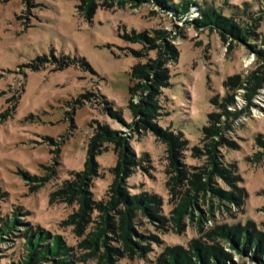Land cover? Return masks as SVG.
Returning <instances> with one entry per match:
<instances>
[{
  "label": "rangeland",
  "instance_id": "1",
  "mask_svg": "<svg viewBox=\"0 0 264 264\" xmlns=\"http://www.w3.org/2000/svg\"><path fill=\"white\" fill-rule=\"evenodd\" d=\"M89 1L0 0V229L15 214L21 223L2 234L0 264H24L39 230L71 249V264H157L198 238L226 264H264L255 249L241 255L208 236L247 222L264 236V0H96L87 12ZM209 5L236 18L233 29L200 25ZM136 67L150 75L135 76ZM204 126L223 134L209 137ZM141 193L160 198L137 207L131 251L121 216ZM104 217L113 228L94 254L90 233Z\"/></svg>",
  "mask_w": 264,
  "mask_h": 264
},
{
  "label": "trees",
  "instance_id": "2",
  "mask_svg": "<svg viewBox=\"0 0 264 264\" xmlns=\"http://www.w3.org/2000/svg\"><path fill=\"white\" fill-rule=\"evenodd\" d=\"M96 0H91L87 3V12H90L92 9V5ZM143 1V0H139ZM190 3H193L192 1H187L186 4L176 5V8L183 7L187 8ZM203 13L206 12V9H202ZM209 15L207 16L204 21L200 22V25H207V23H216L220 24L221 22L226 25L227 27H230L233 29L234 24L232 23L233 20L236 18H231V20L226 21V14L225 12L220 18V14L215 13V9L212 5L208 6ZM212 13V14H210ZM228 16V14H226ZM236 36L240 35V32L236 30L235 32ZM148 67L139 68L136 67L135 70V76H141V77H147L150 75L147 72ZM236 77L233 78H227V80L224 82L225 86L229 85V82L231 80H235ZM144 88H148L147 86H144ZM211 104L219 105V97L215 96L211 99ZM146 108L148 111H151L149 108V105ZM136 111L139 113L141 110V107L136 106ZM219 115L217 114H208V121H216L218 120ZM158 133L164 134L165 137L172 139L173 138V132L174 130L169 127L166 128L164 133L163 128L164 127H154ZM207 134L209 137L213 136V134L222 135L223 132L221 129L216 128L215 126H212L211 128H208L204 126L203 133ZM182 135V134H181ZM180 135V133H177L174 139H176L179 142L180 138H183ZM115 138V137H113ZM209 140L208 137L203 136L202 142L207 144V147L213 148L212 150H209V153H214V141H211L210 143H207L206 141ZM124 141V140H123ZM187 141L183 140L182 143L179 142V144L185 149L187 146ZM194 151H197L198 148H194ZM260 155V154H257ZM259 157V156H256ZM259 158H257L258 160ZM212 164L214 166V170L219 171L221 174H226L221 167L218 166L217 161L215 159V156H212ZM214 172L211 171L207 175L213 174ZM210 181V179H209ZM65 184H67V181H65ZM200 190H207L208 187H210V183H204L200 185ZM67 190L70 191L71 188L67 187ZM215 193H217L221 198H232V195L230 193L224 194L220 192V190H213ZM134 202H131L130 207L127 209V211L122 213L121 216V231L122 235L121 238L125 242V248L129 249L131 251H134L133 249V242H132V235L131 232L134 233V227H133V218L136 217V210L137 207L142 205L145 209L146 206H149L153 201L156 200V198H160L159 196L154 197H146L144 193H141L139 197H133ZM157 199V200H158ZM86 200V198H84ZM191 204V201H188L186 199L183 200L181 204H179L178 209H176L177 216L174 217L172 220H174L176 227L181 228L182 226V218L185 217L187 213H189V205ZM112 205V203L109 204V206ZM157 207L153 208L152 210L154 213H157ZM84 211V208L82 209ZM148 211V210H147ZM72 218V217H71ZM103 228H97L94 232L90 233L91 236V242L92 246H94V254L98 251L99 246L101 242L103 241L104 246L107 244V242L104 239V236H106V233H108V230H111L113 228L112 220L108 217L103 218ZM158 220H161L163 224L167 222L166 217H158ZM20 220L18 218V215L15 214L12 219L7 221L5 223V226L3 227V230L0 229V238H2V234L5 233L7 236L12 232L13 229L19 226ZM252 224L246 223V225L243 227L240 224L236 225H226V226H218L217 229L213 230L211 233L208 234V236L216 235L219 236V238H222L224 240H228L232 243L233 249L238 251L239 254H248L249 252L252 253V250H254L255 255L261 253V256L264 254V236L261 234V232H255L253 231ZM3 239V238H2ZM49 241V244L42 245V242ZM27 250L29 254L26 256V261H24V264H29L30 261L36 262L39 259L46 258L48 256L50 257H59L57 261H55L56 264H71L70 259L72 257L71 249L64 246L62 240L58 236L51 237L48 232L44 231H38L37 233H33L32 236L29 238L28 243L26 244ZM40 247H42L41 250ZM145 250H148L149 248L145 247L143 248ZM108 251L104 254V259L110 258ZM117 251V250H116ZM194 258H197L198 260L195 261ZM256 261H261V257L257 258L254 257ZM229 259L228 256H226L220 249H218L217 246H211L204 242L201 238L194 239L190 243V249L185 250L181 246H171L169 247L166 252L158 257L157 264H226L227 260Z\"/></svg>",
  "mask_w": 264,
  "mask_h": 264
}]
</instances>
